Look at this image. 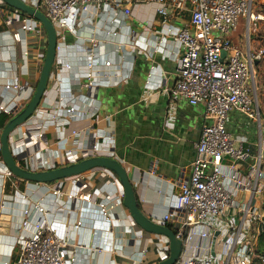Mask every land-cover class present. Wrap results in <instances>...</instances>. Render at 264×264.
I'll list each match as a JSON object with an SVG mask.
<instances>
[{
  "label": "crops",
  "instance_id": "crops-1",
  "mask_svg": "<svg viewBox=\"0 0 264 264\" xmlns=\"http://www.w3.org/2000/svg\"><path fill=\"white\" fill-rule=\"evenodd\" d=\"M22 1L29 5L28 0ZM255 4L257 0L254 11L264 17ZM156 7L154 1L132 5L126 16L123 10L106 2L97 12L80 14L69 29L57 32L60 50L41 105L31 120L11 136L10 146L22 168L31 160L54 168L93 157L118 161L128 175L140 212L175 234L177 216L167 222L163 218L173 212L180 186L189 180L201 129L210 122L204 118L202 105L172 99L166 91L176 82L177 60L183 53L173 42V33L189 26V14L164 22ZM11 11L14 9L0 0V105L13 113L28 104L30 89L35 91L47 35L43 28L28 34L7 25L4 19ZM262 22H252L254 28L249 29V34L253 32L248 40L252 53L261 50L254 48V31ZM13 32H18L19 42H12ZM246 33L240 34L237 27L230 34V41L242 46L243 52L247 47ZM90 39L99 44L93 56L88 53ZM92 59L96 61L90 69L87 65ZM15 78L23 86L21 91L6 90L4 85ZM69 106H75L73 115L64 112ZM258 106L261 124L239 112H231L227 123L231 136L243 138V148L250 146L254 151L259 139L264 138V105ZM93 147L95 153L86 157ZM108 171L96 168L52 184H34L12 174L6 176L9 171L0 162V217H9L5 222L8 227H0V264L16 258L21 212L36 202L50 206V222L66 240V252L75 256L77 264H157L166 260L168 239L136 225L123 206L121 184L114 185L113 178L117 177ZM55 186L65 195L75 196L84 188L93 201H107V216L100 215L94 204L77 198L64 197L56 202L51 195ZM257 204L263 216L262 204ZM77 222L80 226L75 228ZM250 222L251 226L255 223ZM238 223L236 220L232 228ZM28 232L30 228L22 233ZM214 252L220 263L226 248L217 241ZM195 254L188 249L185 256ZM198 254L203 255L201 250Z\"/></svg>",
  "mask_w": 264,
  "mask_h": 264
},
{
  "label": "built area",
  "instance_id": "built-area-1",
  "mask_svg": "<svg viewBox=\"0 0 264 264\" xmlns=\"http://www.w3.org/2000/svg\"><path fill=\"white\" fill-rule=\"evenodd\" d=\"M152 1L157 4L156 13L164 22L189 14V26L173 33V42L182 48L183 53L177 60L176 82L166 91L172 99L182 98L191 106L202 105L204 118L210 122L201 129L189 180L180 186L173 212L163 218L164 222L174 215L179 219L175 236L182 241L183 249L175 264H218L217 255L215 252L212 255L210 248L211 238L217 230L216 243L218 241L226 248L219 264H251L254 245L248 228L250 221L261 222L263 217L255 199L264 192V138L259 139L256 151L250 146L243 148L246 141L234 139L227 123L229 114L236 111L261 124L254 66L262 51H250L249 35L244 52L228 39L236 31L241 18L246 20L247 33L252 22L264 21V17L254 11V0H28V3L43 13L59 32L69 29L78 15L97 12L98 7L106 2L128 16L130 6ZM4 20L23 33L42 30L40 23L16 10L9 12ZM214 32L223 37H216ZM11 39L13 43L19 42L18 32H13ZM90 43L88 53L93 56L99 44L94 39H90ZM223 52L224 57L221 56ZM95 61L90 60L88 68H93ZM105 66L109 67L110 62L106 61ZM87 78L90 87L91 74ZM4 88L21 91L23 86L15 78ZM30 93L32 97L34 90L30 89ZM64 112L73 115L75 106H69ZM2 113L13 114L0 105ZM94 153L93 147L85 156ZM23 169L37 172L55 168L31 160ZM6 176L12 175L8 172ZM112 183L120 186L115 178ZM83 191L81 188L76 196L65 195L59 186H55L51 195L56 202L65 197L66 200L77 198L92 203L105 218L110 208L108 202H95L90 193ZM50 213V206L40 202L31 209L22 210L15 243L16 258L3 264H77L75 256L66 252V240L50 222ZM236 220L239 223L232 228ZM79 226L80 222H77L75 228ZM27 228L30 232L23 234ZM188 249L196 254L185 256ZM199 250L203 255L199 256Z\"/></svg>",
  "mask_w": 264,
  "mask_h": 264
},
{
  "label": "water",
  "instance_id": "water-1",
  "mask_svg": "<svg viewBox=\"0 0 264 264\" xmlns=\"http://www.w3.org/2000/svg\"><path fill=\"white\" fill-rule=\"evenodd\" d=\"M2 2L11 9L17 10L41 24L43 30L47 35V48L43 67L39 76L38 83L35 91L26 106L20 110L13 112L14 117L7 123V125L1 130L0 134V155L2 163L6 166L8 171L15 177L34 184H52L73 176L81 175L87 171H91L96 168H104L111 171L119 180L123 188V206L128 210L130 217L143 231L158 235L165 236L169 242V256L166 260L157 264H175L182 253V241L179 240L173 232L168 228L154 224L148 218H146L138 207V204L134 197V192L128 175L118 161L109 157H93L84 159L78 162L69 163L60 168L44 170V171H29L20 167L13 156V150L10 146L11 136L24 124L29 122L41 105L43 95L47 89L50 71L56 59L57 54V42L58 35L52 23L39 11L31 8L28 4L22 0H2ZM225 53L221 54L224 57ZM257 62H255V65ZM0 220L3 221L0 224L1 229L8 227L9 217L1 216ZM6 232V230H1ZM219 232L214 233L211 239V254L214 255V248Z\"/></svg>",
  "mask_w": 264,
  "mask_h": 264
},
{
  "label": "rangeland",
  "instance_id": "rangeland-1",
  "mask_svg": "<svg viewBox=\"0 0 264 264\" xmlns=\"http://www.w3.org/2000/svg\"><path fill=\"white\" fill-rule=\"evenodd\" d=\"M254 2H256V0H254ZM255 6H258L257 8H255L258 12H262L264 14V0H257V4H255ZM239 32L241 33H245L246 31V20L245 18H241L239 20ZM250 27L254 28V24L252 23L250 25ZM252 34L246 33V37H248V35L250 37H252ZM214 35L218 38H222L223 36L219 33V32H214ZM254 37H256V42L257 44L254 46L255 49L261 48L260 51H262L260 60H259V64H256L254 66V71H255V83H256V98H257V102L260 103L261 105H264V21L260 24V26H258L257 31H254ZM228 39H231V35L228 37ZM233 39V38H232ZM247 43V41H246ZM241 50H242V46L237 45ZM259 52V51H257ZM256 52V53H257ZM258 65V66H257ZM236 112V111H234ZM262 119H264V115H262ZM256 127V125H255ZM241 196H239L238 199H240ZM260 202L261 205V211L263 213L264 211V192L258 196L255 199V203ZM264 220V219H263ZM258 222L256 220V222L253 224V226H251V224L249 225V238L251 239L252 243H253V247H254V255L251 258V264H263L262 262L264 260L260 259L261 257L259 255L256 254V244L258 242V239L260 237V235L262 233H264V221Z\"/></svg>",
  "mask_w": 264,
  "mask_h": 264
},
{
  "label": "trees",
  "instance_id": "trees-1",
  "mask_svg": "<svg viewBox=\"0 0 264 264\" xmlns=\"http://www.w3.org/2000/svg\"><path fill=\"white\" fill-rule=\"evenodd\" d=\"M13 117H14V114H10V115L3 114V113L0 114V130H2ZM263 214H264V211H263ZM263 219H264V215L262 217V220ZM256 254L261 257L260 259L264 260V233L260 235L258 242L256 244ZM262 263L264 264V261Z\"/></svg>",
  "mask_w": 264,
  "mask_h": 264
}]
</instances>
